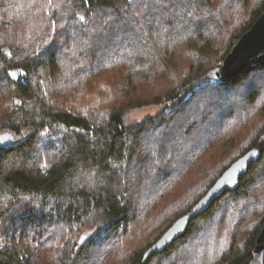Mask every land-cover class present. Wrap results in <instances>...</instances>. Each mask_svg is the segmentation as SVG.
Masks as SVG:
<instances>
[{
    "label": "trees",
    "instance_id": "trees-1",
    "mask_svg": "<svg viewBox=\"0 0 264 264\" xmlns=\"http://www.w3.org/2000/svg\"><path fill=\"white\" fill-rule=\"evenodd\" d=\"M263 11L264 0H0V264L109 262L146 206L157 209L150 229L111 264H185L182 250L202 238L200 264L211 246L201 236L230 212L243 240L210 264H249L264 225V61L226 83L214 70ZM153 104L155 115L130 120ZM255 147L240 186L144 260Z\"/></svg>",
    "mask_w": 264,
    "mask_h": 264
},
{
    "label": "water",
    "instance_id": "water-1",
    "mask_svg": "<svg viewBox=\"0 0 264 264\" xmlns=\"http://www.w3.org/2000/svg\"><path fill=\"white\" fill-rule=\"evenodd\" d=\"M264 61V11L252 27L242 36L235 39L232 50L225 57L223 64L214 70L218 83H226L242 74L247 68ZM262 151L252 148L235 160L216 180L207 193L190 211L179 217L164 234L144 253V260L150 255L163 251L178 239L187 229L194 217L207 210L210 205L226 190H235L240 186V179L250 166L260 159ZM253 258L249 264H264V225L258 234Z\"/></svg>",
    "mask_w": 264,
    "mask_h": 264
},
{
    "label": "rangeland",
    "instance_id": "rangeland-1",
    "mask_svg": "<svg viewBox=\"0 0 264 264\" xmlns=\"http://www.w3.org/2000/svg\"><path fill=\"white\" fill-rule=\"evenodd\" d=\"M11 50H8L7 53H10ZM61 67H60V72H61ZM12 76L14 78L18 77L19 74H21V70H12L10 71ZM1 79V78H0ZM2 80V79H1ZM78 100L77 98H75V105L77 106ZM161 109L160 105L157 104H153V105H148L145 107H141V108H137L135 110H133L130 114V120L135 121V120H143L149 116H153L155 115L159 110ZM259 121L258 122H254L250 125V123L248 124L247 122H245L244 120H241L242 123V127L244 128L246 131L248 130H254V127H256L255 125H258L261 123L262 118H258ZM254 120V119H252ZM3 134L8 135L5 139L6 142L10 141L12 142H17L20 140V137L13 134L12 132L9 131H4ZM252 135L248 136L249 139ZM246 137V138H248ZM242 139L239 143H238V148L237 151L240 150L239 145L242 146L243 144H245V139ZM137 203V200H134ZM145 203V201H144ZM138 204V203H137ZM142 208V203L141 206ZM145 213L141 214L137 219H136V223L135 226H133V228L130 230V233L126 236L123 237L122 241L120 243L119 246H117V248H115L112 252L110 251L108 258H109V262L104 260L105 262H108L109 264L115 262L114 259H117L118 256H126V254H128V252L132 249H134L133 247L135 246V244L133 245L134 239H137L138 236L140 235V233L143 230H149L151 225H148V221H150V219L155 218L156 213H157V209L154 208V206H146L145 207ZM234 213L230 212V215L228 217V220L224 223L223 226H221V228H212L210 226H208V235L206 233H204L201 237H208V244H211V246L208 248V254L204 257V260L200 263V264H210L211 261H214L215 256L217 254V252L219 250L224 249V247L227 246V241L230 239H236L237 242H240L243 240V238L241 237L243 232L241 230V227L239 228V225H237L235 227L236 224V220H232L231 218L234 217ZM217 222V224L219 223V218H215ZM231 219V220H230ZM253 217H251V219H248L247 221H245L243 223V227H247L248 230L251 227V222H252ZM230 220V221H229ZM101 218L97 217L93 220L92 223L87 224L86 227H84L83 233L81 235V237L83 236L85 240L88 239V236H90L91 234H93L99 227V224H101ZM240 229L239 233L238 230ZM236 234V235H235ZM234 236V237H233ZM3 237L0 234V240L2 241ZM82 240V239H81ZM84 240V241H85ZM118 243V244H119ZM205 241L202 238H199L197 241L192 242L191 244L189 243V247L186 245L184 247V249L182 250L184 255V258L186 257L184 262H188L185 264H198V262H196V258L194 257L193 251L195 252L198 248H200L202 245H204ZM116 244V245H118ZM0 247H2V244L0 243ZM200 255L203 254V251H199L198 252ZM193 256V257H192ZM192 257V258H190ZM197 257V256H196ZM104 261L101 262V264L104 263Z\"/></svg>",
    "mask_w": 264,
    "mask_h": 264
}]
</instances>
